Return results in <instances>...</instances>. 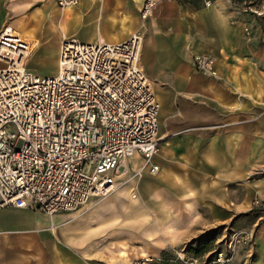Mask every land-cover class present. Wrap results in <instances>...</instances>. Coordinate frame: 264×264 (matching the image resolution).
Instances as JSON below:
<instances>
[{"label": "crops", "instance_id": "obj_1", "mask_svg": "<svg viewBox=\"0 0 264 264\" xmlns=\"http://www.w3.org/2000/svg\"><path fill=\"white\" fill-rule=\"evenodd\" d=\"M13 1L0 0V30L9 12L36 0ZM141 1L78 0L41 13L36 25L45 19L55 43L60 35L117 43L140 31L139 67L160 105L158 171L144 169L138 187L123 184L74 213L0 209V264H131L141 254L166 261L168 251L241 214L252 244L233 264H264V213L250 208L253 198L264 199V15L225 0L209 8L158 0L142 22ZM47 2L54 6L46 0L42 8ZM17 35L35 60L40 40ZM203 54L214 60L213 76L195 70L193 58Z\"/></svg>", "mask_w": 264, "mask_h": 264}, {"label": "built area", "instance_id": "obj_2", "mask_svg": "<svg viewBox=\"0 0 264 264\" xmlns=\"http://www.w3.org/2000/svg\"><path fill=\"white\" fill-rule=\"evenodd\" d=\"M59 10L78 0H49ZM190 1L204 8L216 0ZM245 14L264 15V0H225ZM158 0H142L138 11L145 21ZM245 39L253 35L243 26ZM117 43H83L60 35L56 73L37 76L25 67L30 49L17 34L0 31V209H32L46 215L82 211L122 186L118 169L134 155L141 166L152 163L159 138V102L139 67L143 35L134 31ZM208 55L193 58L196 71L214 75ZM260 117L264 122V109ZM124 181V182H123ZM94 199V200H93ZM93 200V202H91ZM91 202V203H90ZM250 208L264 211V199ZM250 236L241 235L243 244ZM236 244L228 253L185 264H232ZM179 256V254H178ZM156 256L140 255L131 264H160Z\"/></svg>", "mask_w": 264, "mask_h": 264}, {"label": "rangeland", "instance_id": "obj_3", "mask_svg": "<svg viewBox=\"0 0 264 264\" xmlns=\"http://www.w3.org/2000/svg\"><path fill=\"white\" fill-rule=\"evenodd\" d=\"M45 1L46 0H36L35 3L30 6L26 5L25 7H17L12 12H9L7 21L4 23V26H2L0 30L3 31L4 28L9 26L14 30L12 31L13 34L27 33L33 36L35 39L38 38L40 40L34 51L31 52L32 56L30 55L31 58L35 57V60L30 61L28 56L25 61L26 69L37 76H50L54 75L57 71L56 50L58 49L59 41L57 40V43H55L52 33L49 32L48 22H46L45 19L42 20V23H40V25H36V17H38V15H40L41 13L49 16L59 10L49 2H47L48 4H50L49 8H44V6L42 8V5H44ZM11 2L14 1L11 0ZM129 7V9L134 8V3H129ZM140 165L141 160L138 159L136 161L135 159H130L124 163L123 168H120V171L122 172L118 171L117 174L120 175V181H125H123V184H125V186L131 185L138 187V185H135L136 183H138V177H133V175L137 170V167ZM131 196H135V198L137 197L135 190L131 191ZM93 200H91V202H93ZM251 210L264 213V211L258 209L251 208ZM244 216H246V214L235 215V217H233L225 225L221 224L220 226H216L209 230H206L203 237L201 239H199V237L196 238V241L194 243H188V245L182 247L181 249L168 251L167 256L165 257L167 260H161L160 264H185L184 261H187L188 257L193 256V254L190 253L189 250L198 246L199 243H206L210 251L207 254L204 253L200 256L193 257L198 258L199 262H205V260H210L216 254L228 253L229 240H233V244H236L234 252L232 253L233 264L237 259L238 254L243 250L245 251L246 249H249L252 244V228H248V225H245V223H243ZM243 233H246L250 236L249 242L246 244H243L242 241L236 243V238L240 240V237L241 235H243Z\"/></svg>", "mask_w": 264, "mask_h": 264}, {"label": "trees", "instance_id": "obj_4", "mask_svg": "<svg viewBox=\"0 0 264 264\" xmlns=\"http://www.w3.org/2000/svg\"><path fill=\"white\" fill-rule=\"evenodd\" d=\"M202 237H203V235L201 237H199V239H201ZM195 241H196V239L189 242V243L192 244V242L194 243ZM209 251H210V249H209V247H207L206 243H204V244L199 243L198 246H196L195 248H191L189 250V252L192 253L193 256H195V257L200 256V255L204 254L205 252H209ZM161 260H162V258H161Z\"/></svg>", "mask_w": 264, "mask_h": 264}, {"label": "bare ground", "instance_id": "obj_5", "mask_svg": "<svg viewBox=\"0 0 264 264\" xmlns=\"http://www.w3.org/2000/svg\"><path fill=\"white\" fill-rule=\"evenodd\" d=\"M5 31L10 33L13 30L8 26V27L5 28ZM123 167H124V164H121V166L119 167L118 171H120V168H123ZM120 172H122V171H120Z\"/></svg>", "mask_w": 264, "mask_h": 264}]
</instances>
